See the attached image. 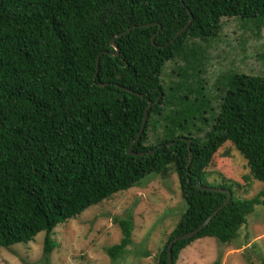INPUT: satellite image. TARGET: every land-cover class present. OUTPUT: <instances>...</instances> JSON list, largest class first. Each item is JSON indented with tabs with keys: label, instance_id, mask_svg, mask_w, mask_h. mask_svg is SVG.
Returning <instances> with one entry per match:
<instances>
[{
	"label": "trees",
	"instance_id": "1",
	"mask_svg": "<svg viewBox=\"0 0 264 264\" xmlns=\"http://www.w3.org/2000/svg\"><path fill=\"white\" fill-rule=\"evenodd\" d=\"M190 13L192 24L172 43ZM225 17L260 33L264 0H0V248L33 242L44 232L48 260L59 225L150 175L171 172L186 210L156 264H168L170 243L227 200V193L202 191L201 184L230 190L232 200L196 237L175 243L173 264L197 239L225 245L237 238L264 191L236 198L234 184L211 185L205 169L231 143L264 182V76H224L214 84L213 104L200 75ZM113 39L119 56L105 53L115 52ZM169 62L178 65L173 75L179 80L165 85ZM149 106L132 149L145 154L136 156L129 150ZM187 141L194 155L189 166ZM115 222L122 239L107 249L113 260L134 232L131 214Z\"/></svg>",
	"mask_w": 264,
	"mask_h": 264
},
{
	"label": "rangeland",
	"instance_id": "2",
	"mask_svg": "<svg viewBox=\"0 0 264 264\" xmlns=\"http://www.w3.org/2000/svg\"><path fill=\"white\" fill-rule=\"evenodd\" d=\"M208 61L200 75L213 104H218L215 82L235 72L264 76V26L258 33L249 23L223 18L218 38L210 41ZM176 62L164 70L165 85L178 81L173 71ZM222 81V80H221ZM155 135L152 142H155ZM205 174L213 186L234 184L236 198L250 200L264 191L247 160L231 143L221 148L207 164ZM247 217L237 238L221 244L216 238L197 239L182 251L176 264H264V196ZM186 210L177 174L167 178L150 175L134 188L84 211L59 225L53 233L54 251L45 259V233L33 242L0 248V264H156L157 256ZM132 215L133 242L114 259L107 249L120 243L122 231L116 218Z\"/></svg>",
	"mask_w": 264,
	"mask_h": 264
},
{
	"label": "water",
	"instance_id": "3",
	"mask_svg": "<svg viewBox=\"0 0 264 264\" xmlns=\"http://www.w3.org/2000/svg\"><path fill=\"white\" fill-rule=\"evenodd\" d=\"M183 1V0H182ZM191 14V13H190ZM194 20V16L191 14V18L188 22V24L175 36V38L172 40V43L175 42L189 27L190 25L192 24ZM154 24H150V25H144L143 27H147V26H153ZM160 28H162L160 26ZM130 31V30H129ZM124 33H121L117 36L118 37H121L123 36ZM156 34L153 36L152 38V42L153 44H155V40H156ZM111 46L115 49V52H105L106 54H110V55H114V56H119L120 54V49H119V46L116 44V41L115 39L112 40L111 42ZM99 64H100V58L98 57L97 58V70H96V74H95V78H97L98 74H99ZM99 86L101 87H105L107 86L108 84L106 83H102V84H98ZM123 88L124 90L126 91H129V92H132L136 95H139V96H143L139 93H136L128 88H124V87H121ZM150 108L151 106H149L146 110H145V113H144V119H143V124H142V127H141V130L137 136V139L135 140V142H133L132 146L130 147V150H129V153L130 154H133V155H136V156H139V155H144L145 153H134L132 152V149L134 148L135 144L137 142H139V140L141 139V136H142V133L144 132L145 130V127L147 125V122H148V116H149V112H150ZM187 144H188V149H189V164L188 166L191 164L192 162V159L194 157L193 155V152L191 151V146H190V141H187ZM154 151L150 152V153H153ZM200 189L202 191H209V192H219V193H227L228 194V197H227V200L225 201L224 204H222L220 207H218L213 213L212 215L201 225L199 226L197 229L187 233V234H184L182 236H178L176 237L169 245L168 247V264H173V249H174V246H175V243L180 241V240H189L191 238H194L196 237L204 228H206V226L209 225V223L217 216V214L222 210L224 209L232 200V192L230 190H226V189H221V188H214V187H205V186H202V184L200 185Z\"/></svg>",
	"mask_w": 264,
	"mask_h": 264
}]
</instances>
